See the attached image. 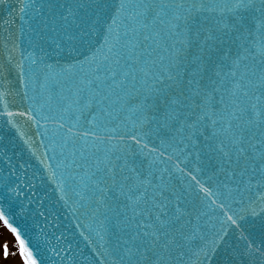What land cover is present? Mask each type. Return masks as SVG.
I'll use <instances>...</instances> for the list:
<instances>
[{
	"label": "snow or ice",
	"instance_id": "1",
	"mask_svg": "<svg viewBox=\"0 0 264 264\" xmlns=\"http://www.w3.org/2000/svg\"><path fill=\"white\" fill-rule=\"evenodd\" d=\"M20 3L36 15L26 45L0 34V89L15 72L28 102L18 115L54 124L58 187L95 222L110 264H264V221L245 227L264 217V0ZM151 136L195 157L216 191L192 179L217 199L159 168L141 146ZM216 208L230 213L218 230ZM0 221L38 264L3 208Z\"/></svg>",
	"mask_w": 264,
	"mask_h": 264
},
{
	"label": "water",
	"instance_id": "2",
	"mask_svg": "<svg viewBox=\"0 0 264 264\" xmlns=\"http://www.w3.org/2000/svg\"><path fill=\"white\" fill-rule=\"evenodd\" d=\"M23 2L29 3V0ZM39 3L40 0H35L37 8ZM21 7L20 0H8L7 4L0 5V34L12 32L14 36H21V43L26 45L23 36L36 12L30 7L27 14L22 15ZM22 26L25 29L23 34L20 31ZM24 63L27 69L28 61ZM9 79L13 81L11 92L4 95V90L0 89V185L6 186L0 187V208L8 214L12 226L18 228L38 264H110L112 257L107 255V245L97 236L99 229L95 222L84 215L82 209L73 210L77 197L71 190L58 187L62 167L59 166V150L52 142L54 124L41 120L44 127L38 128L27 115H18L28 107V102L22 95L24 89L16 83L15 72ZM8 111L13 115L8 116ZM125 139L132 142L130 136ZM145 144V152L151 150L159 168L168 169L181 177L184 183L192 184L194 193L206 204L217 199L214 195L200 193L199 186L192 179L196 176L202 183L206 182L205 186H210L212 192L216 191L215 184L207 180V175L197 170L195 157L185 156L167 144H161L155 136L144 137L141 146ZM178 169H183V172ZM64 200L68 203L65 204ZM227 214H230L227 209L216 208L213 223H216L217 230L220 227L217 221H226ZM262 221L264 217H248L245 227L255 225L256 228L252 229L255 232ZM3 225L15 238L16 234ZM235 238L236 232L230 231L228 242L235 241ZM16 242L19 247V242ZM222 254L221 249L217 258ZM20 258L26 264L21 255ZM209 264H216V260H210Z\"/></svg>",
	"mask_w": 264,
	"mask_h": 264
},
{
	"label": "rangeland",
	"instance_id": "3",
	"mask_svg": "<svg viewBox=\"0 0 264 264\" xmlns=\"http://www.w3.org/2000/svg\"><path fill=\"white\" fill-rule=\"evenodd\" d=\"M5 245H7L9 255L5 258ZM0 264H22L17 247L11 236L0 225Z\"/></svg>",
	"mask_w": 264,
	"mask_h": 264
}]
</instances>
